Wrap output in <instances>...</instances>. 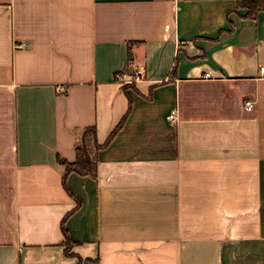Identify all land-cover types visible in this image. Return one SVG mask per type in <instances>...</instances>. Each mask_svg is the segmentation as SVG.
<instances>
[{
	"label": "crops",
	"instance_id": "1",
	"mask_svg": "<svg viewBox=\"0 0 264 264\" xmlns=\"http://www.w3.org/2000/svg\"><path fill=\"white\" fill-rule=\"evenodd\" d=\"M236 7L0 0V264H264V10ZM126 115L72 197L58 158Z\"/></svg>",
	"mask_w": 264,
	"mask_h": 264
},
{
	"label": "trees",
	"instance_id": "2",
	"mask_svg": "<svg viewBox=\"0 0 264 264\" xmlns=\"http://www.w3.org/2000/svg\"><path fill=\"white\" fill-rule=\"evenodd\" d=\"M239 9H245L246 13L242 15L245 18L256 19L259 12L264 10V0H237L236 11ZM127 115L120 121L116 128L111 132L109 138L104 144L99 143L98 133L96 126L86 127L80 140L77 145V158L75 161H68L64 158L59 157L58 161L61 165L64 166V175H63V184L69 194L74 197L73 193L68 187L67 178L71 173H77L83 176H91L92 178H97L98 171V154L99 151L107 147L117 132L125 124ZM69 214L66 215L62 221V230L66 238L67 250L69 251L73 245L72 240L70 239L69 233L66 228V221ZM91 262L87 260L84 264ZM82 264V263H79Z\"/></svg>",
	"mask_w": 264,
	"mask_h": 264
},
{
	"label": "built area",
	"instance_id": "3",
	"mask_svg": "<svg viewBox=\"0 0 264 264\" xmlns=\"http://www.w3.org/2000/svg\"><path fill=\"white\" fill-rule=\"evenodd\" d=\"M262 71L264 72V67H262ZM211 74L210 73H206V77H210ZM142 77V71L141 70H137L134 72V76L132 79H129L128 82H133V81H137L140 80ZM117 80L119 81H124V78L122 77V75H118ZM246 107L248 110H253L254 108V103L252 101H248L246 102ZM167 119L170 121H176L177 120V110H172L168 115H167Z\"/></svg>",
	"mask_w": 264,
	"mask_h": 264
}]
</instances>
